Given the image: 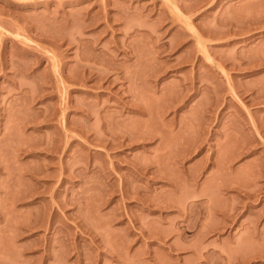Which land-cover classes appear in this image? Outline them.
<instances>
[{"label": "rangeland", "instance_id": "obj_1", "mask_svg": "<svg viewBox=\"0 0 264 264\" xmlns=\"http://www.w3.org/2000/svg\"><path fill=\"white\" fill-rule=\"evenodd\" d=\"M0 264H264V0H0Z\"/></svg>", "mask_w": 264, "mask_h": 264}]
</instances>
